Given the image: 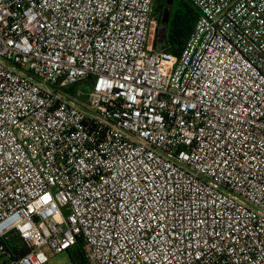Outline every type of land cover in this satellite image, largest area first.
I'll return each instance as SVG.
<instances>
[{
    "label": "built area",
    "instance_id": "built-area-1",
    "mask_svg": "<svg viewBox=\"0 0 264 264\" xmlns=\"http://www.w3.org/2000/svg\"><path fill=\"white\" fill-rule=\"evenodd\" d=\"M188 1L0 0L3 264H264V0Z\"/></svg>",
    "mask_w": 264,
    "mask_h": 264
},
{
    "label": "trees",
    "instance_id": "trees-1",
    "mask_svg": "<svg viewBox=\"0 0 264 264\" xmlns=\"http://www.w3.org/2000/svg\"><path fill=\"white\" fill-rule=\"evenodd\" d=\"M158 2H160V0H158ZM160 8L162 9V4L157 6L156 11L160 10ZM197 18L198 12L194 6H191L187 1H182L177 9L172 11L166 29L165 45L167 46L165 47H167V49L174 54H180L194 30ZM157 45L158 44L155 41V46ZM9 246H11L10 243ZM78 249L81 254L83 264H88L83 254V250L81 247Z\"/></svg>",
    "mask_w": 264,
    "mask_h": 264
},
{
    "label": "rangeland",
    "instance_id": "rangeland-1",
    "mask_svg": "<svg viewBox=\"0 0 264 264\" xmlns=\"http://www.w3.org/2000/svg\"><path fill=\"white\" fill-rule=\"evenodd\" d=\"M182 1H187L188 0H174V3L172 4V8H171V14L172 11H174L175 9H177V7L182 3ZM157 4H162V9L160 8V10L156 11L155 9V14L157 16L156 17V22H157V27L155 28V30L152 33V41L155 44H158L156 47L157 48H167L165 46L166 42H165V37H166V32L164 35L159 34V27L162 25V21H163V16H164V12H165V7L167 4V0H160V2H158L157 0ZM189 4L192 6V4L189 2ZM170 14V17H171ZM170 20V19H169ZM92 87V80H86V81H82L76 85H73L69 88L63 89V92L68 93L69 95H71L72 97H75L76 94L78 92H82L83 93V97L80 99L82 102L86 103V95L87 93L91 90ZM83 103V104H84ZM87 106V104H86ZM14 241H11V243H13ZM79 247H81V245H77L76 247L72 248L69 252H64V253H60L58 255H54V256H50V261L48 264H83V260L81 257V254L79 253ZM6 260V258L0 259V264H3V262Z\"/></svg>",
    "mask_w": 264,
    "mask_h": 264
},
{
    "label": "water",
    "instance_id": "water-1",
    "mask_svg": "<svg viewBox=\"0 0 264 264\" xmlns=\"http://www.w3.org/2000/svg\"><path fill=\"white\" fill-rule=\"evenodd\" d=\"M173 3H174V0H167L162 25L159 27V34L164 35L166 32L167 25H168L169 19H170L171 8H172Z\"/></svg>",
    "mask_w": 264,
    "mask_h": 264
},
{
    "label": "flooded vegetation",
    "instance_id": "flooded-vegetation-1",
    "mask_svg": "<svg viewBox=\"0 0 264 264\" xmlns=\"http://www.w3.org/2000/svg\"><path fill=\"white\" fill-rule=\"evenodd\" d=\"M157 6H158V4H157V0H154V15H155V16H157V15L155 14V9L157 8Z\"/></svg>",
    "mask_w": 264,
    "mask_h": 264
}]
</instances>
